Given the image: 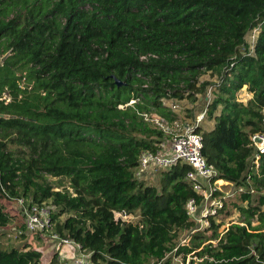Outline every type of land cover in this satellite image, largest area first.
Listing matches in <instances>:
<instances>
[{
  "label": "trees",
  "instance_id": "16d2710c",
  "mask_svg": "<svg viewBox=\"0 0 264 264\" xmlns=\"http://www.w3.org/2000/svg\"><path fill=\"white\" fill-rule=\"evenodd\" d=\"M171 100L203 105L185 116L203 114L195 131L216 179L259 193L255 205L244 190L224 198L185 246L195 227L185 204L200 201L192 168L161 171L156 186L134 176L164 139L138 113L172 124ZM263 110L264 0H0V229L14 218L3 200L22 198L53 205L54 232L89 264H173L193 252L189 264H264V154L251 167L250 141L264 133ZM0 264H42V253L0 243Z\"/></svg>",
  "mask_w": 264,
  "mask_h": 264
},
{
  "label": "built area",
  "instance_id": "2783aa9c",
  "mask_svg": "<svg viewBox=\"0 0 264 264\" xmlns=\"http://www.w3.org/2000/svg\"><path fill=\"white\" fill-rule=\"evenodd\" d=\"M250 32V39L247 43L249 45V53L252 54L258 30L255 28ZM136 101L135 99H131L124 106H132ZM124 106H119V108H123ZM138 115L144 123L160 130L163 133L164 139L155 153L147 151L141 153L138 165L134 170V176L137 179L145 181V179L147 180L145 176L147 172L159 173L170 169L178 163L185 164L192 168L191 171L186 173L185 179L191 183L193 190L200 197V201L198 203L194 198H191L186 202V214L189 220L195 223V227L187 232L184 237H181L178 243V246L188 245L193 234L210 227L209 218H216L218 216V210L222 208L223 199L228 197L222 194V186L218 184L220 180L216 179V171L206 163L202 156V137L196 133L195 130L203 114L198 116L193 124L182 126L178 123L171 124L164 117L156 113L141 112L138 113ZM250 141L255 150L254 157L251 160V167H258V159L260 155L264 154V133H255L251 135ZM234 190V193L242 190L248 191L246 187L244 189H239L237 186H235ZM248 192L256 194L254 191ZM216 194H220V196H216ZM6 200L8 199H4L3 203ZM11 201H15L20 208L18 213L19 216H17L19 221L21 220V222H19V235L26 234L32 236L39 234V236L49 238L55 245V254H58L59 249L62 247H74L76 250V258L71 264H89L90 254L82 252L80 246L75 244L72 240L61 238L54 232L51 219L55 212V207L53 205L46 203L42 205L31 204L22 198ZM114 218L122 222L134 220L132 215L125 212H115ZM237 221L231 222L237 223ZM227 228L220 233V236ZM212 243L215 244L216 242ZM25 244L35 249L30 243H22L20 247H23ZM175 251H177V248L174 249V252ZM193 254L194 252L187 254L185 259L182 254L177 256L173 255V264H189L192 259L200 261L194 258ZM174 261L177 263H174Z\"/></svg>",
  "mask_w": 264,
  "mask_h": 264
},
{
  "label": "rangeland",
  "instance_id": "374dc122",
  "mask_svg": "<svg viewBox=\"0 0 264 264\" xmlns=\"http://www.w3.org/2000/svg\"><path fill=\"white\" fill-rule=\"evenodd\" d=\"M250 35L251 32H249L246 36V41L248 42L250 39ZM7 54V53H6ZM5 54V55H6ZM4 55V57H5ZM2 57V58H4ZM1 58V59H2ZM202 80H207V76H204L202 78H200ZM246 87H243V89L238 93V99L240 101H246L247 97H249L250 94H248L246 92ZM165 105L167 107H169L174 112H178V113H172L173 117H174V121L173 123H178L180 126L184 125L185 123H193L194 120L191 118V116L188 118L185 116V111L190 109V111L193 109V111L195 113H198L202 110L203 105L200 104H192L190 105V103H188V101L183 100V101H175V100H171V101H166ZM184 113V114H183ZM183 114V118H185V120L183 121V119L181 118V115ZM188 115H192L190 112H188ZM199 116V114H198ZM197 116V117H198ZM201 121V120H200ZM200 123V122H199ZM198 123V124H199ZM158 173H154V172H147V174L145 175L147 177V180L145 179V184L147 185H151V186H156L157 185V178L156 175ZM49 181H54L53 179L49 178ZM219 185H222V183H218ZM231 186H226V187H222V194L226 195L228 197H231L234 193V189H235V185H233L232 183L230 184ZM259 193L253 194L252 195V204L255 205L258 199ZM4 207L6 209V211L11 214L12 217V223H10L8 226L0 229V243L3 245V247L5 248H9V247H20L21 244L23 242L25 243H30L32 247H34L35 249L41 250L43 252L42 254V264H47L49 262V260L52 258L53 255H55V245L54 247H52V242L50 241L49 238L45 237V236H39V234H35L32 236H28L26 234H21L19 235L18 230L20 229V225L19 222H21V220L19 221L18 217L19 216V206L15 203V201H11V200H6L4 201ZM65 216L62 217V219H64ZM239 218L238 213H233L232 216L226 217L224 219V222L221 223L220 227H219V233L223 232L230 224L231 221H237ZM136 220V218H135ZM219 223L221 222L220 219L217 220ZM12 224V225H11ZM256 225V224H254ZM210 233H206V235H209ZM185 235H182L181 237H184ZM23 241V242H22ZM215 242V241H214ZM52 248V249H51ZM71 247L70 246H66V247H62L59 249V259L62 263L64 264H71L73 262V260L76 258V254L75 257L70 258L71 254ZM72 252V251H71ZM174 263H177L174 261Z\"/></svg>",
  "mask_w": 264,
  "mask_h": 264
},
{
  "label": "crops",
  "instance_id": "0c3cea01",
  "mask_svg": "<svg viewBox=\"0 0 264 264\" xmlns=\"http://www.w3.org/2000/svg\"><path fill=\"white\" fill-rule=\"evenodd\" d=\"M245 90H246V89H245ZM246 92H247V90H246ZM247 93H248V92H247ZM248 94H250V93H248ZM251 97H252V95L250 94L249 97H247L246 99L249 100ZM247 100H246V101H247ZM246 101H242V102H246ZM200 115H202V114H199V116H200ZM197 116H198V115H197ZM184 125H188V124H184ZM219 182L222 183V185H221L222 187H223V186H224V187H226V186H231V185H230L231 183H229V182H225V181H223V180H220ZM12 224H13V223H12ZM12 224H11V225H12ZM22 242H23V241H22ZM23 243H25V242H23ZM52 247H54V244H53V243H52ZM51 249H52V248H51ZM39 251L43 254V252H42L41 250H39ZM71 251H72V252H71ZM71 251H70V254H71L70 258L75 257V254H76V250H75V248H74V247H71Z\"/></svg>",
  "mask_w": 264,
  "mask_h": 264
}]
</instances>
